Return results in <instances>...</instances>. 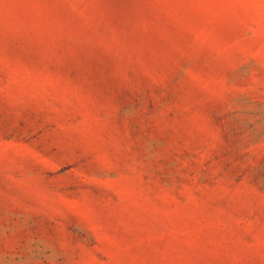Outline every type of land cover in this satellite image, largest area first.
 <instances>
[{
	"label": "rangeland",
	"instance_id": "1",
	"mask_svg": "<svg viewBox=\"0 0 264 264\" xmlns=\"http://www.w3.org/2000/svg\"><path fill=\"white\" fill-rule=\"evenodd\" d=\"M0 264H264V0H0Z\"/></svg>",
	"mask_w": 264,
	"mask_h": 264
}]
</instances>
